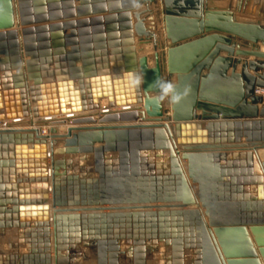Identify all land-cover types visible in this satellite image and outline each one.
<instances>
[{
  "label": "water",
  "instance_id": "obj_1",
  "mask_svg": "<svg viewBox=\"0 0 264 264\" xmlns=\"http://www.w3.org/2000/svg\"><path fill=\"white\" fill-rule=\"evenodd\" d=\"M104 1L95 0L92 9L96 32H102L107 22L122 33V37H111L110 47L103 44L106 63L111 59L121 65L125 54L128 66L118 76L111 72L117 70L115 64L107 65L103 76L95 72L85 82L74 68L78 59L74 30L88 23L82 19L88 12L84 3L76 10L68 5L65 17H60L47 15L42 0H0V56L4 57L0 61V123L30 119L33 124L34 119H42L45 126L54 124L49 135L34 128L0 130V151L4 152L0 154L4 169L0 170V230L25 229L43 219L34 206L30 208L29 197L4 194L11 184L18 193L30 194L39 185L23 182L42 175L39 199L34 201L48 212L51 194L52 207L62 213L55 216L54 259L50 219L45 217L48 241L40 252L45 264H70L76 259L69 254L75 246L67 247V241L58 244L59 221L75 233L90 229L86 252L95 264H146L148 250L150 259L158 252V247L147 249L150 243H164L172 264H264V97L256 94L264 89V52L259 49L264 47L260 21L264 0H237L234 10L231 4L211 8L209 0ZM159 1L165 38L170 41L166 54L160 53L165 43L147 28L145 20L157 14ZM54 8L51 4V12ZM232 11L256 20L240 21L230 15ZM104 15L108 16L104 19ZM47 30L71 31L61 35L65 37L62 44L71 48L72 67L69 80L60 84L59 101L53 80L67 70L51 56L47 38L41 36ZM135 38L142 47L152 41V57L138 58L137 50L143 49ZM242 42L251 49H242ZM59 52L65 57L64 49ZM129 71L142 74L143 83L129 85L135 97L127 100L120 92ZM165 71L175 78L172 84L181 99L173 103L167 97L154 106L151 101L159 92L150 86L158 78L165 80ZM98 74L109 90H97ZM41 77L50 79L48 98L42 96ZM90 81L97 84L90 92V103L82 107L73 103V112L66 110L69 100L63 88L72 89L78 83L76 91L83 92L84 85L91 87ZM30 82L34 86L29 87ZM105 99L109 108L125 110L105 112L99 120L96 115L72 116L82 110L99 112V101ZM60 114L70 118L54 122ZM67 121L72 126L60 133L56 127ZM60 142L63 148L57 149ZM73 156L83 161L79 173L68 160ZM35 164L41 169L29 171ZM23 200L28 207L22 206ZM21 211H27L29 223H3ZM117 226L119 234L114 233ZM63 250L71 257H65ZM37 253L34 247L32 254Z\"/></svg>",
  "mask_w": 264,
  "mask_h": 264
},
{
  "label": "crops",
  "instance_id": "obj_2",
  "mask_svg": "<svg viewBox=\"0 0 264 264\" xmlns=\"http://www.w3.org/2000/svg\"><path fill=\"white\" fill-rule=\"evenodd\" d=\"M104 2L109 3L110 0H105ZM160 2V1H159ZM237 0H209L208 4L211 6V8H215V9H221V8H228L231 4L232 9L234 10L236 7V3ZM82 3H84V7H86V10L88 11L86 14H83L82 19L87 20V25L81 27L80 29L76 28L74 31L76 33L75 36V40H76V48L78 49V59L75 61L74 63V68H76L77 70L80 71L81 75L85 78L88 76H93V73H101L104 74L107 70L106 67L107 65L112 66L111 61H109L110 63H106V57L104 56V45L108 47H110V42H112L113 40H111V37H115L116 35L122 37V33L118 30H112L111 24H108L107 22H103L102 26H103V31L102 32H96L95 30V26L93 25L92 19L95 17L94 14L92 13V9L94 8V4H95V0H42V5L41 8H44V10L46 11V14L50 16L51 13H54L55 16H60V17H65L66 11L68 9V5H73L75 10L77 8L82 7ZM51 4L55 6L54 11L55 12H51ZM160 6V5H159ZM158 7V6H157ZM161 7H163V4L161 2ZM90 11V12H89ZM163 11V10H162ZM231 16H233L234 18L243 21V22H255V20H249V18H245L244 16H241L239 14H235L233 11L230 13ZM108 15H104V19L107 17ZM164 11L161 12L160 17L157 11V14L153 17V16H145L146 19V26L149 30L154 31L155 33L158 34V36L160 37V41L165 43L166 46V51L165 54L167 52L168 47H170V41L166 40L165 38V32H164ZM264 26V24H262ZM86 32L83 36L81 35L80 32ZM71 31H63V30H47L46 32H42L41 36H46V45L49 46V51L51 53V56L56 60V64H58L60 67H66V73L62 72V75H56L54 77V82L53 84L55 85V91H56V99L59 101V97L61 96V90H60V84H62L60 81L62 80H69V78L71 77V63L68 57V52H70L71 48L66 47V44H62V42L65 40L63 38H61L62 36H66L70 33ZM118 33V34H117ZM82 38L84 39V43L82 42ZM120 40L122 41L123 38H120ZM233 42H236L235 40ZM145 43V42H144ZM104 44V45H103ZM136 44L139 46H141V42L136 38ZM150 46H153V43L150 42L149 43ZM242 49H251V46L242 42L239 43ZM142 47H140L141 49ZM262 46L259 45V49L262 51ZM64 49L66 54L65 57L64 55H62L59 51ZM160 53L162 54L161 50ZM147 55L149 58L152 57L151 55H148L144 52H140L139 49L137 50V56L138 58L143 57ZM222 57L227 58V54L222 53L221 54ZM65 58V59H64ZM64 59V60H63ZM4 60V57L0 56V61ZM232 62H235L237 59L235 58H231L230 59ZM254 59H250V61H253ZM127 57L125 56V54L123 55V60L121 61V65H119V62H116L115 65L117 70H111L112 74L117 73L116 75H120L119 72H121L122 74L126 72L127 69ZM245 62V59H242V64L238 65L237 67V72L240 73L242 70V66ZM154 65V60L151 59L150 60V66ZM52 70H54V65H52L51 67ZM61 71H63V69H61ZM65 71V70H64ZM232 70L229 71V75L231 74ZM207 74V73H205ZM164 79L167 82L173 83L175 80L171 81L170 77L167 74V71L164 72ZM175 79V78H174ZM50 79L47 78H43L41 77V84L42 86H44L47 82H49ZM52 81V80H51ZM51 85V84H50ZM34 86L32 82L29 83V87ZM79 87V84L76 83L74 84V87L72 89L70 88H63V92L68 95V97L70 99H77L78 103L81 105L83 102V96L81 93L76 92V88ZM47 91L42 90V96L44 95V92ZM86 94H85V98H86V102H88L87 104H89V95H88V90L86 88ZM29 91H28V95H29ZM113 93H115V90H113ZM122 95L121 96H126L127 94V89L123 88V90L121 91ZM115 96V95H114ZM103 102H106V108H109V101L108 99L105 100H100L99 105H100V110L106 109L103 107L102 104H104ZM59 106V103H57ZM37 105L36 104H32V108H36ZM102 109V110H103ZM115 109H119V108H115ZM66 110H71V106H66ZM101 110V111H102ZM99 111V113L101 112ZM90 114L94 115L97 114L95 112H91V111H81L78 114ZM172 112H170L169 114L171 115ZM98 119V117L96 118V120ZM98 146V145H97ZM28 148L31 149L32 145H28ZM63 148V144L62 142L59 143L58 148L57 149H61ZM1 156H4V152L3 150L0 151ZM3 158V157H2ZM72 158H78V156H73ZM263 160H264V154H263ZM1 162V161H0ZM80 168V167H79ZM0 170H4L3 168L0 167ZM79 173V170H78ZM4 176V173L2 174L1 178ZM21 179L24 178V176L22 175L20 177ZM9 186L6 188V190H4V194L7 193H12L14 195H17L18 192L20 190L16 189L17 187L13 184H11L10 189H8ZM3 192L0 191V195ZM18 196H20L18 194ZM22 197V196H21ZM22 198H26V197H22ZM52 200V199H51ZM24 201V200H23ZM0 202H1V197H0ZM51 203V201H50ZM22 206L28 207L27 204L24 203L22 204ZM30 208H31V204H30ZM12 207L9 206L8 210H11ZM27 211H21V213L18 215V217H16L14 215V217L12 216L10 220H6L3 223H8V222H12V223H16L18 222L20 225H25V223L28 222L27 220V215H26ZM1 222V220H0ZM30 226L32 228L36 227V223L35 222H30ZM41 238H37L34 234H32V232L26 231L23 228H13V229H6V230H0V264H45L43 261V256L41 255V249L42 248V242L43 240L40 241ZM41 244V245H40ZM37 246V247H35ZM38 250V253L35 255L32 254V250L34 249ZM53 250L52 249V255H53ZM64 254V253H63ZM66 255V254H64ZM42 256V257H41ZM53 259H54V255H53ZM260 260L262 261V258L260 257ZM72 264V263H70ZM77 264V263H75ZM82 264H85L84 262H82Z\"/></svg>",
  "mask_w": 264,
  "mask_h": 264
},
{
  "label": "bare ground",
  "instance_id": "obj_3",
  "mask_svg": "<svg viewBox=\"0 0 264 264\" xmlns=\"http://www.w3.org/2000/svg\"><path fill=\"white\" fill-rule=\"evenodd\" d=\"M237 3V2H236ZM242 16H244V15H242ZM264 5H263V10H262V14H261V17H260V21L261 22H263L264 23ZM146 20V19H145ZM136 39V38H135ZM152 42V41H151ZM142 47V46H141ZM142 49H143V52L144 53H146V54H148V55H151V56H153V54H154V49H153V46H150V44H148V43H145V45L142 47ZM262 52H264V50H262ZM145 56H147V55H145ZM148 57V56H147ZM149 58V57H148ZM110 61H111V59H110ZM93 75V74H92ZM99 75L100 74H98V78H99V82H97V84H98V88L99 89H97L99 92L100 91H105V89H107V90H109L108 89V87L106 86V84L102 81V78L101 77H99ZM101 76H103V74H101ZM92 76H88V77H85L84 78V81L86 82V79H88V78H91ZM101 80V81H100ZM63 81L64 80H62L61 79V83H63ZM90 82H92V81H90ZM111 83H112V81H111ZM123 83H124V87L123 88H126L127 89V94H126V96H122L123 98H125V99H129L130 97H135V95L133 96V93H132V90H131V88H130V83L129 82H127V80H123ZM74 84H76V83H74ZM74 84H73V87H74ZM96 83H94V85H95ZM97 84H96V86H97ZM49 82H47L45 85H44V88H45V90H47V91H45L44 92V94H45V96L47 97V93H48V88H49ZM63 85V84H62ZM89 85H90V83H89ZM89 85H84V90H83V92L80 90V91H76V92H78V93H81L82 94V96H83V103L82 104H87L88 102H86V98H85V94H86V88H87V90H88V95H89V99H88V101H89V103H90V100H91V91H92V93H93V91H94V89L96 88V86H94L93 85V82L91 83V87L89 86ZM128 86V87H127ZM64 87V86H63ZM72 87V88H73ZM65 88H69V86L68 87H64V89ZM79 88V87H78ZM71 89V88H70ZM113 90H115V87L113 86L112 87V91ZM123 90V89H122ZM121 90V91H122ZM64 94V93H63ZM116 94V91H115V93H112V95L114 96ZM67 95V94H66ZM120 95H122V93L120 92ZM115 97V96H114ZM48 98V97H47ZM67 98H68V100H69V103L68 104H66V106H71L73 103H75L76 105L77 104H79L78 103V100L77 99H70L69 97H68V95H67ZM59 100H60V97H59ZM100 102V101H99ZM104 104H102L103 105V107L104 108H106L105 106H106V102H103ZM82 104L80 105L81 107H82ZM66 106H65V109H66ZM46 107H47V109H49L51 106H50V103L48 102H46ZM58 108V110L60 111V108H61V104L59 103V106L57 107ZM115 108H119V109H115ZM115 108H106V109H101V110H99V111H101L100 113L98 112H95V113H97V114H94V115H96V117H99V119L101 118V116L103 115V113H105V112H108V111H110V112H122V111H124L125 110V108L124 107H115ZM132 108L134 109L135 108V106H132ZM73 109H72V106H71V110H68V111H70L71 113L73 112L72 111ZM83 111V110H82ZM79 112H81V111H76V112H74V114L72 115V116H75V117H86V116H91V114H90V112H89V114H78ZM86 112V111H85ZM68 118H70V117H67V116H63V115H61L60 114V116H57V117H55L54 119H52L54 122H58V121H60V120H67ZM33 124H31L32 123V121L30 120V119H28V120H16V121H5V122H2V123H0V130H9V128H11V129H21V130H25V129H30V128H34V129H38V130H40L41 132H42V134H44V135H49V130L52 128V127H54V126H51V124L52 123H49L48 125H44L42 122V119H34L33 120ZM72 126V123H70V122H68L67 121V124L66 125H64V126H60L59 128L58 127H56V128H58V130H59V132L60 133H66L67 132V130H68V128H70ZM49 127V128H48ZM62 149V148H61ZM262 159H263V157H262ZM29 159L27 160V162L29 163ZM37 161V160H36ZM37 162H39V160L37 161ZM37 164V163H36ZM36 164L33 166V168H30L29 167V171H34V172H36L37 171V169L39 168L38 166H36ZM39 164V163H38ZM40 166V168L39 169H41V165H39ZM48 167H51V161L50 160H48ZM22 176V175H21ZM24 176V175H23ZM23 181L25 180V176H24V178L22 179ZM26 180H27V182H23V184H28V185H35V186H37V185H39V187H37L36 188V190H32V192H30V194H27V192H25L24 194L23 193H18L20 196H24V197H26V198H30V201L29 202H31V208L34 206V211L36 212V213H39V215H41L42 217H43V219L42 220H39L38 222H35V221H32V222H35L36 223V227L35 228H32L31 226H30V224H29V226L27 227V228H25V230L26 231H31L32 232V234H34L37 238L39 237V238H41L40 239V241L41 240H43V242L41 243L43 246H44V243H47V241H48V235H47V233H46V225H47V222H46V219H45V217L48 215L49 216V228H50V230H49V240H51V249H54V247H55V224H54V222H55V216L57 215H60V214H62L61 212H60V209H54L53 207H52V195L51 194H49L48 196H49V207H50V209L48 210V212H46L45 210H40L39 208H38V204H37V202H35L34 201V198H36L37 197V199H39V193H40V185H41V182H42V175H40V176H36V175H34V176H32V177H27L26 178ZM17 184H19V182H17ZM43 188V187H42ZM25 191H27V189H24ZM30 191H31V189H29ZM36 191V192H35ZM41 191H42V189H41ZM41 199H43L44 197H43V195H41ZM32 200V201H31ZM25 201V200H24ZM50 201H51V203H50ZM35 203V204H34ZM48 204V203H47ZM97 213H99V212H97ZM102 213V212H101ZM104 213H106V214H108L109 213V211H106V212H104ZM76 214H79V215H83V213H80V212H76ZM86 216H91L92 214H89V213H84ZM84 215V216H85ZM28 220V219H27ZM29 221V220H28ZM27 223H29V222H27ZM27 223H25V224H27ZM58 224H60V226H62V229L60 228V230H58V236L61 238V239H58V244H60V243H64V241H67L66 243H67V247L69 246H75V248H76V250H72L71 249V251L69 252V254L70 255H76L75 256V258L76 259H74L75 261L73 262V261H70V263H72V264H75V263H77V264H82V262H84L85 264H95L94 263V261L92 260V256L91 255H89L87 252H86V248H87V245H89L88 243L90 242V237H91V234H89V233H91L90 232V229L89 228H85V229H80L79 231H81V232H79V233H75V232H73V230H70V227H67V226H65V225H63V224H61L60 223V221H59V223ZM120 227L119 226H117L116 227V229L114 230V233H116V234H119V233H121L120 232ZM62 230H64L65 231V237H68V238H65V237H63V235L64 234H62V233H64ZM60 231V232H59ZM126 231H124V233H125ZM123 234V233H122ZM40 244V245H41ZM157 245V246H156ZM35 247H37V246H35ZM70 247V248H71ZM153 247H158V248H162V249H164V243H159V244H157V243H150V245H148V248L147 249H152ZM154 249V248H153ZM70 250V249H69ZM66 251H68V250H66ZM66 251H62V253H64V254H66L65 255V257L68 255V256H70L69 254H68V252H66ZM72 252V253H71ZM154 254V253H153ZM163 255V254H162ZM149 256H151V252H149V250H148V252H147V259H148V261L150 260V257ZM71 257V256H70ZM74 257V256H73ZM190 260V259H189Z\"/></svg>",
  "mask_w": 264,
  "mask_h": 264
},
{
  "label": "clouds",
  "instance_id": "obj_4",
  "mask_svg": "<svg viewBox=\"0 0 264 264\" xmlns=\"http://www.w3.org/2000/svg\"><path fill=\"white\" fill-rule=\"evenodd\" d=\"M126 79L133 86H141L143 83V75L131 71L127 73ZM150 87L155 88L159 92L151 101L154 106H159L167 97H170L173 103L181 99V94L176 91L175 85L163 79L158 78Z\"/></svg>",
  "mask_w": 264,
  "mask_h": 264
},
{
  "label": "rangeland",
  "instance_id": "obj_5",
  "mask_svg": "<svg viewBox=\"0 0 264 264\" xmlns=\"http://www.w3.org/2000/svg\"><path fill=\"white\" fill-rule=\"evenodd\" d=\"M161 2L162 1H160L158 4H157V6H158V8H157V11H158V14H159V17H160V14H161V12H163L162 10H163V7H161ZM160 5V6H159ZM242 16V15H241ZM245 18H249V20H256L255 18H252V17H246V16H244ZM264 20V19H263ZM262 24H264L263 22H262ZM262 50H264V47L262 48ZM165 51H166V47H164L163 49H161V52H162V54H165ZM171 79V81H173V80H175V79H172V78H170ZM168 114H169V109H167V111H166ZM95 118H97V117H95ZM97 120H99V117H98V119ZM54 124L52 123L51 124V126H53ZM60 126H58V128H59ZM49 128V127H48ZM68 160H71V162L73 163V165H74V168H75V171L76 172H78V170H79V167L80 166H82L83 164V161L80 159V158H69ZM76 166V167H75ZM123 248L124 249H126V248H129V246H127V245H124L123 246ZM163 254V255H162ZM186 258V257H185ZM185 260V262L187 263V259H184ZM134 261V260H133ZM172 262H173V259H172V256H168V255H166V253H165V247H164V249H162V248H158V252L157 253H154V254H152V257H151V259L148 261H146L145 263L146 264H172ZM129 264V263H128ZM130 264H133V262H131Z\"/></svg>",
  "mask_w": 264,
  "mask_h": 264
},
{
  "label": "built area",
  "instance_id": "obj_6",
  "mask_svg": "<svg viewBox=\"0 0 264 264\" xmlns=\"http://www.w3.org/2000/svg\"><path fill=\"white\" fill-rule=\"evenodd\" d=\"M256 94H257L258 96H262V97H264V89H257Z\"/></svg>",
  "mask_w": 264,
  "mask_h": 264
}]
</instances>
